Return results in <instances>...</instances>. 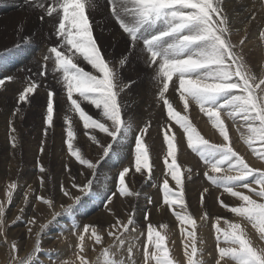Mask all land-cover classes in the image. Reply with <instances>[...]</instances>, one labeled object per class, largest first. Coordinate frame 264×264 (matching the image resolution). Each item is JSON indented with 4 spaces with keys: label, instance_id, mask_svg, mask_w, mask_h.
<instances>
[{
    "label": "snow or ice",
    "instance_id": "6c2138e0",
    "mask_svg": "<svg viewBox=\"0 0 264 264\" xmlns=\"http://www.w3.org/2000/svg\"><path fill=\"white\" fill-rule=\"evenodd\" d=\"M42 10L41 22L47 18L51 24L48 35L51 45L42 57V63L36 71L25 79L24 87L16 97V106L12 115L21 112L22 103H39V91H46L42 107L43 139L40 141L39 152H46L45 141L50 129L54 128V110L59 103L60 93L66 96L65 104L69 113H78L84 128L92 129L90 139L98 150L96 159L86 158L79 148L71 143L74 136L72 123L65 116L67 125V149L81 169L77 174L66 162L63 165L65 179L58 181V193L61 198L71 201L60 204L61 211H56V192L49 196L36 195L35 201L43 204L51 213L47 223L38 225L35 233V247L25 257L20 256L21 244L13 240L9 249V264H39L38 256L43 250L42 237L45 231L59 220L69 217H79L82 209L94 198H99L102 207L113 217L106 232L98 230L96 225L72 223L67 228L62 227L61 233L68 231L75 242L69 247L76 257L72 264H91L85 248V233L95 245H103L106 238L112 244L103 249L105 264H139L137 252L142 254L143 264H174L169 258L165 235L156 231L149 221L152 208L156 207L151 197L146 198L143 220L147 222L145 233L137 226L136 209L127 212V220H122L112 208L115 199L139 196L140 193L130 191L126 184V174L129 167H123L113 181V188L101 194L97 187L100 168L112 159L113 154L119 155L125 148L134 147V168L136 173L147 174L151 178L152 166L145 138L150 133L151 123L145 121L142 114L132 113L136 120L135 132L128 116L131 109L124 97L137 87V80L122 78V70L127 68L133 59L142 65L145 75L150 77V83L155 88L154 99L156 107L166 113L167 119L162 125L165 128L164 142L167 146L164 155L166 176L175 182L170 187L165 178L162 183V203L173 210V215L181 224L184 234V223L192 227L184 237L185 264H264V247H258L249 236L247 226L251 225L259 234V240L264 241V170L251 167L246 159L231 146L229 136L230 120L232 124L242 122L241 138L253 150L259 159L264 160V67L254 70L245 53L248 41L247 29L257 19L250 14L241 24L233 23V18L227 11L225 0H25ZM108 17L114 21L118 35L123 42L121 56L110 58L93 35L95 16ZM19 28V26H18ZM241 31L245 35L233 41V35ZM258 35L264 39V24L259 26ZM24 41H30L24 37ZM25 43H17L3 50L0 54V64L25 47ZM52 63L49 69L48 63ZM92 71H86L85 64ZM51 72L57 87L45 83ZM14 78H0V87L6 86ZM170 96L183 103V110L188 111L190 104L199 106L200 111L211 121L214 129L223 137V143H211L205 139L188 117L181 116L174 110ZM95 106L99 111L88 114L82 107ZM95 117V118H94ZM175 122L183 130L187 147L199 157L204 167L203 176L217 189L218 194L203 187L198 191V204L202 215L201 221L214 219L212 229L215 234V255L211 259H203L204 252L198 248L202 244L197 237V221L188 212L186 204V182H191L195 174L193 167H184L178 161V142L174 143L175 134L171 133ZM10 125V133L16 128ZM98 130V133L96 132ZM171 133V136H170ZM99 134H104L98 138ZM132 134V141L124 144ZM259 145V150L253 143ZM11 147L15 149L16 136L11 135ZM120 156L123 160L127 157ZM39 185L41 191L47 190V183L52 177L46 175L48 169L40 163ZM256 185L257 187H253ZM18 187L11 183L7 190V203L13 199V190ZM243 189L248 190L245 194ZM73 190L79 192L78 195ZM29 186V192H33ZM225 195L235 198L238 203L230 205L225 202ZM255 197V198H253ZM25 204L29 203V193L23 196ZM218 205L227 212L240 218L234 222L226 216L216 215L214 218L209 209L208 201ZM151 206V207H149ZM178 207L179 210H176ZM32 211L37 212L33 205ZM19 215L15 216L13 224L25 222L26 233L33 235V227L37 226L38 217H25V208L21 207ZM223 221L224 227L221 226ZM164 227H167L166 225ZM10 225L7 220L5 203H0V242H4ZM145 237L141 243V237ZM59 238V237H57ZM116 250L121 257L113 255ZM33 255L37 258L33 259ZM51 258V253H48ZM107 257H112L107 259ZM49 264H60L59 260ZM68 264V262H65ZM98 264V262H97Z\"/></svg>",
    "mask_w": 264,
    "mask_h": 264
},
{
    "label": "rangeland",
    "instance_id": "374dc122",
    "mask_svg": "<svg viewBox=\"0 0 264 264\" xmlns=\"http://www.w3.org/2000/svg\"><path fill=\"white\" fill-rule=\"evenodd\" d=\"M45 1L50 2V0ZM225 5L227 11L233 18V23L237 25H239V23L241 24V22L244 21L250 14L256 15L257 19L247 29L248 41L244 47L247 59L250 61L254 70L264 67V39L258 35L259 26L264 24V0H225ZM41 15L42 10L37 6H26L20 3L13 4L12 2L10 4L9 2H1L0 0V54L3 53L4 49L11 47L18 42L26 44V46L21 48L19 52L9 57L3 64H0V78H4L6 76H12L14 78L11 82H6V86L0 87V203L6 204L7 220L10 225L6 240L4 242H0V264H9V249L11 242L14 239L21 244V257H25L31 253L35 247V233L39 231L38 225L41 223H47L51 219V213L47 207L35 201L36 195L49 196L53 192H56V211H61V203H71V201L67 198H61L58 193L57 183L58 181L65 179L63 165L66 162L71 167L74 175L81 169L78 161L74 160L75 157L72 156L67 149V125L65 124V116H68L72 123L74 136L71 143L73 144V147L79 148L81 153L89 159L94 160L98 158L99 155L97 146L92 143L90 139L91 134H93L92 129L89 128L86 130L84 128L83 122L80 121L78 113H69L67 111L66 104L64 103L66 96L62 92L59 97L60 105L58 104L54 110L55 126L50 129L49 135L45 141L46 152L44 154L39 152V145L40 141L44 138V108L42 107V104L46 95L45 89L43 87L38 89V91L40 90L39 103L36 101H33L32 103H22L20 105L21 112L16 116L12 115L15 110L16 97L19 90H22L26 77L31 74L28 70L31 69L32 71H36L40 65V60H36V48L41 47L42 43H45L47 46H50L52 43L48 39L51 24L47 22L49 28L47 31L44 30L43 23L39 19ZM97 21H100L101 24L102 21H106V24L105 26L97 24V26L95 24ZM36 23H39V26ZM93 27V35L96 37L97 43L101 46V49L108 54L110 58H119L123 51V42L122 40H115V42H111V37L109 35L110 33L112 34L113 30L118 32L114 21L108 17L96 15L93 21ZM105 31L108 32V35H104ZM96 33H98V37ZM243 35H245V32L241 31L237 34L234 31L233 41L235 42ZM102 36L107 37V40L102 38V40H104L102 41ZM24 37H29L30 41H24ZM41 54L42 56L45 55L46 49H44V53ZM38 62L39 65H36ZM13 66L15 68H13ZM48 66L52 67L53 65L51 63ZM82 66L85 67L86 71H92L91 67L86 65V63ZM121 75L125 80L129 77L137 80V87L124 97L125 102L128 103L131 109L128 119L133 124V132H135L137 122L133 118L132 113L142 114L145 121H150L151 123L150 133L145 138V143L149 151L150 164L152 166L151 178H149L147 174L142 175L135 172L134 147L131 149L125 148L123 152L119 153V155L114 153L112 159L107 160L102 165L100 168L99 180L97 181V187L100 189L101 194L108 192L113 188V181L117 177V173L122 170L123 167H129L130 172L126 174L125 186L128 187L130 191L138 192L140 195L115 199L112 204V208L122 220H125V222L127 220V212H130L133 208H135L137 226L146 235L147 222L143 220L142 210L146 205V198L151 197L156 207L152 208L149 215V221L156 231L160 232L161 235L166 236L165 244L167 249L171 251L169 252V258L173 259L174 264H185L183 241L187 230L192 226L185 222L183 225V227L185 226V232L182 234L180 230L181 224L173 215V210L167 205L161 206V187L163 180L167 178L169 180L170 187L175 186V182L171 180L170 176H166L164 168V155L166 154L167 146L164 142L166 129L163 128L162 125L167 119L166 113L161 115V108L156 107L154 99L155 88L152 83H150V77L145 75L142 65L139 64L136 59H133L132 63L127 68L122 70ZM45 83L55 85L59 91V85H56V81L53 79L51 72H49ZM172 101L174 102V110L181 116L186 115L205 139H208L211 143L224 142L223 137L219 135L217 138V136L214 135L218 130L216 131V129L212 126L209 127L211 129L207 128L208 121L205 120L208 119L205 118V115L200 111L198 105L190 104L188 111L185 112L181 101L173 97ZM82 107L88 114L94 115L99 111L98 109H95V106L88 105L87 102L82 104ZM9 122H11V126L16 128L15 133H10ZM226 123L229 125V136L231 146L234 150L239 152L251 167L264 170V160L259 159L255 154H253V150L249 148L241 138V131H243V128L241 127L242 122L238 121L237 124L234 125L230 120H227ZM171 124L173 125L171 133L175 134L174 143L178 142L177 148L179 163H181L184 167L194 168L195 174L192 181L186 182L187 187L185 197L188 212L197 221V237L198 239L200 238V241H203L202 244H198V247L204 252L203 259L207 262L211 259V255H209L210 253L215 255V234L212 229L214 219L208 222H204L199 219L203 213L201 212L202 210H200V206L198 204V191L202 190V188L206 186L209 187L211 192L218 194L222 191V189H217L214 185H211L210 181L203 176L205 169L202 162H200L199 157L195 153L191 152V149L187 147V141L184 138L183 130L179 128L178 125H175L174 121H171ZM78 127L80 129H78ZM238 127L241 128V131L237 130ZM208 130L212 131L213 135L212 132ZM96 132L98 133V130H96ZM11 135L16 136L17 147L15 149L11 147ZM103 135L104 134H99L98 138H102ZM211 135L213 137H211ZM131 141L132 134H129L128 140L123 141V143L127 145ZM253 147L259 150V145L255 142L253 143ZM126 154H128L127 157L121 160L120 156H125ZM38 157L40 163L48 169L46 175H50L52 177L51 182L47 183L46 191H41L39 185L38 177L40 174L38 171L39 165L37 164ZM191 161L194 163H191ZM13 182H16L18 187L13 190L12 201L7 203L8 186ZM29 186L34 190L33 192H29ZM253 187L257 186L253 185ZM242 191H244L245 194H248L247 189H243ZM26 192L29 193V203L27 204H25V201L23 200V196ZM73 193L76 195L79 194L77 190H73ZM223 199L230 205L238 203L235 198L227 195H225ZM33 205L37 209V212L35 213L32 211ZM208 205L213 218L216 215H220L226 216L234 222L244 223L240 220V218L235 217L234 214L227 212L218 205L213 206L211 200L208 201ZM21 207L25 208L24 215L26 218L32 215H36L38 217L37 226L33 227L32 236L27 235L24 221L15 224L12 223L15 216L20 214L19 210ZM176 210H179L178 207ZM111 222H113V217L102 207L101 200L99 198L92 199L91 202L87 203L85 208L82 209L78 218L69 217L67 220L61 219L45 231L42 237L43 250L38 256L39 264H49L50 259L52 261L59 260L60 264H65V262L72 264V262L75 261L74 259H76V257L74 252L69 247L70 244L75 242V239L71 232L65 231L61 233L62 227L67 228L72 223H78L82 228L84 224H89L96 225L98 230L106 232L108 225ZM165 225L167 227H164ZM221 226L224 227L223 221H221ZM248 227L250 229L252 227L251 225L247 226V231L249 236L253 239L254 244L258 247H264V241L261 242L259 240V234H257L256 230L253 228L250 230ZM85 236V248L87 249L86 255L88 259H91V264H97V262L98 264H105L106 257L102 255L103 249L111 245L112 240L106 238L103 245H95L92 240L88 238L87 233H85ZM144 238L145 237L143 236L141 237V243ZM48 253L52 254L51 258ZM113 255L117 257H120V255L122 256V254H119L116 250L113 251ZM36 258L37 257L33 255V259ZM110 258L112 257H107V259ZM136 259L139 264H143L142 254L140 252H137Z\"/></svg>",
    "mask_w": 264,
    "mask_h": 264
},
{
    "label": "bare ground",
    "instance_id": "6f19581e",
    "mask_svg": "<svg viewBox=\"0 0 264 264\" xmlns=\"http://www.w3.org/2000/svg\"><path fill=\"white\" fill-rule=\"evenodd\" d=\"M1 2H9L10 4H11V2L14 4H17V3H20V4H23V5H34V6H36V4L35 3H33V4H29V3H26L25 1H21V0H1ZM37 2H39V0H37ZM44 2L45 3H48L49 1H45L44 0ZM20 6V5H19ZM234 6V5H233ZM20 11V10H19ZM23 11V10H22ZM244 12V11H243ZM20 13V12H19ZM25 13V12H24ZM23 13V14H24ZM236 21V20H235ZM29 23H30V21H29ZM43 23V26H44V30H48V28H49V26L47 25V18L45 19V21L44 22H42ZM23 24V23H22ZM31 24V23H30ZM34 24V23H33ZM37 25L39 24V23H36ZM95 24L97 25H100L101 23H100V21H97V22H95ZM105 24H106V21H102V24H101V26H105ZM240 24V23H239ZM97 25V26H98ZM33 26V25H32ZM35 26V25H34ZM39 26V25H38ZM41 26V25H40ZM37 29V28H36ZM38 30V29H37ZM113 32H114V34H113ZM242 32H244V31H242ZM35 33H36V31H35ZM39 34V33H38ZM97 34V37H98V33H96ZM104 35H108V32L107 31H105L104 32ZM110 35V37H111V42H115V40H121L120 39V37H119V35H118V32H115V30H113L112 31V34L110 33L109 34ZM37 36V35H36ZM46 37V36H45ZM102 38L103 39H106L107 40V37H101V40H102ZM43 39V38H42ZM38 40H39V38H38ZM34 41H36V40H34ZM102 41H104V40H102ZM37 43V42H36ZM49 46H47L45 43H42V45H41V47H39V48H36V54H37V57H36V60L38 61V60H40V64L42 63V54L41 53H44V49H46L47 50V48H48ZM30 56V55H29ZM36 56V55H35ZM40 56H42V57H40ZM16 57V56H15ZM27 57V56H26ZM34 57V56H33ZM15 60V59H14ZM18 60V59H17ZM35 60V61H36ZM24 62V61H23ZM9 63V62H8ZM34 64V63H33ZM51 63H48V65H50ZM17 65V64H16ZM35 65V64H34ZM36 65H39V62L36 64ZM4 66V65H3ZM21 66V65H20ZM11 67V66H10ZM49 67V66H48ZM13 68H15L14 66H13ZM22 68V67H21ZM49 68H51V66L49 67ZM5 72V71H4ZM21 73V72H20ZM23 83V82H22ZM25 83V82H24ZM23 87V86H22ZM19 89V88H18ZM40 91V90H39ZM44 93V92H43ZM41 94V93H40ZM170 98V100L172 101V96H170L169 97ZM174 100V99H173ZM177 101V100H176ZM178 102V101H177ZM65 103V102H64ZM172 103H173V105H174V102L172 101ZM59 104V103H58ZM177 104V103H176ZM175 104V105H176ZM60 105V104H59ZM63 105V104H62ZM195 107V106H194ZM182 110V109H181ZM197 110H199V109H197ZM163 113L161 112V115H162ZM199 114H201V113H199ZM198 114V115H199ZM41 116V115H40ZM197 117V116H196ZM202 117V116H201ZM205 118H207L206 116H205ZM208 119V118H207ZM203 120H204V118H203ZM201 121H202V119H201ZM205 121H208V127L207 128H209V127H211L212 125V123L210 124V121L209 120H205ZM207 123V122H206ZM204 124H205V122H204ZM209 124H210V126H209ZM198 125V124H197ZM200 126V125H199ZM198 126V127H199ZM213 127V126H212ZM78 129H80L79 127H78ZM209 129H211V128H209ZM203 130V129H202ZM208 131H210V130H208ZM217 131V130H216ZM90 132H91V130H90ZM89 132V133H90ZM206 132V131H205ZM210 132H212V131H210ZM218 132V131H217ZM217 132L214 134V135H216L217 136V138L219 137V132H218V134H217ZM93 133V132H92ZM205 134V133H204ZM92 135V134H91ZM210 135V134H209ZM212 135H213V132H212ZM211 135V137H213ZM215 136V137H216ZM180 137V136H179ZM181 138H183V137H181ZM214 139V138H213ZM181 142V141H180ZM182 147V146H181ZM185 148V147H184ZM181 150V149H180ZM192 152V151H191ZM248 154V153H247ZM250 155V154H249ZM248 156V155H247ZM75 160V159H74ZM184 160H186V159H184ZM193 161H191V163H192ZM194 163V162H193ZM79 166V165H78ZM199 181V180H198ZM201 182H202V180H201ZM197 183V182H196ZM195 199V198H194ZM202 212V211H201ZM249 226V225H248ZM185 227V226H184ZM249 228V227H248ZM250 229V228H249ZM252 229V228H251ZM250 229V230H251ZM255 230V229H254ZM204 232V231H203ZM258 234V233H257ZM172 236V235H171ZM174 236V235H173ZM166 237V236H165ZM168 238V237H167ZM200 239V238H199ZM203 239V238H202ZM173 240V239H172ZM166 241V240H165ZM168 242V241H167ZM184 242V241H183ZM207 242V241H206ZM205 242V243H206ZM262 242V241H261ZM107 243V242H106ZM208 243V242H207ZM171 244V243H170ZM174 244V243H173ZM262 247V246H261ZM199 248V247H198ZM58 249V248H57ZM65 249H66V247H65ZM96 249V248H95ZM177 249V248H176ZM87 250V249H86ZM169 252H171V251H169ZM65 253V252H64ZM119 254H121L120 252H119ZM119 257V256H118ZM120 257H121V255H120ZM41 258V257H40ZM90 258V257H89ZM102 259V258H101ZM75 260V259H74ZM89 260H91V259H89ZM102 264V263H101ZM176 264V263H175Z\"/></svg>",
    "mask_w": 264,
    "mask_h": 264
}]
</instances>
